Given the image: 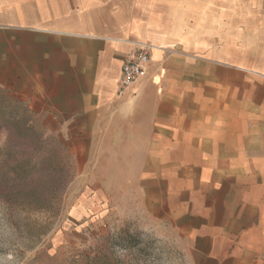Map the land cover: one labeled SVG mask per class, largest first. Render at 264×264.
<instances>
[{"label": "crops", "instance_id": "0c3cea01", "mask_svg": "<svg viewBox=\"0 0 264 264\" xmlns=\"http://www.w3.org/2000/svg\"><path fill=\"white\" fill-rule=\"evenodd\" d=\"M0 94L103 134L187 264H264V0H0Z\"/></svg>", "mask_w": 264, "mask_h": 264}, {"label": "rangeland", "instance_id": "374dc122", "mask_svg": "<svg viewBox=\"0 0 264 264\" xmlns=\"http://www.w3.org/2000/svg\"><path fill=\"white\" fill-rule=\"evenodd\" d=\"M29 112L0 94V264H187L103 134Z\"/></svg>", "mask_w": 264, "mask_h": 264}, {"label": "built area", "instance_id": "2783aa9c", "mask_svg": "<svg viewBox=\"0 0 264 264\" xmlns=\"http://www.w3.org/2000/svg\"><path fill=\"white\" fill-rule=\"evenodd\" d=\"M150 51L151 46L149 44L136 42L134 50L124 58L116 87L117 98L128 95L129 90L146 77Z\"/></svg>", "mask_w": 264, "mask_h": 264}, {"label": "bare ground", "instance_id": "6f19581e", "mask_svg": "<svg viewBox=\"0 0 264 264\" xmlns=\"http://www.w3.org/2000/svg\"><path fill=\"white\" fill-rule=\"evenodd\" d=\"M150 46H151V48H153V49L155 48V46H153V45H150Z\"/></svg>", "mask_w": 264, "mask_h": 264}]
</instances>
